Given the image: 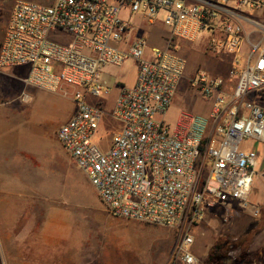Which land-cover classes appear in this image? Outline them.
<instances>
[{
    "label": "built area",
    "instance_id": "1",
    "mask_svg": "<svg viewBox=\"0 0 264 264\" xmlns=\"http://www.w3.org/2000/svg\"><path fill=\"white\" fill-rule=\"evenodd\" d=\"M242 9L264 16V0H16L0 47V70L28 67L26 86L73 90L76 109L57 133L63 147L112 216L179 228L174 261L182 264H199L190 232L207 214L252 208L248 198L260 167L255 144L264 145V38L250 44L242 64ZM139 15L170 28L164 45L133 37L131 18ZM58 33L73 43L51 38ZM204 35L208 51L234 55L233 65L228 77L195 71L188 85L212 102L211 112L183 111L171 126L159 117L187 75L181 45ZM130 59L136 82L121 88L112 111L121 129L103 150L96 139L111 91L103 73Z\"/></svg>",
    "mask_w": 264,
    "mask_h": 264
},
{
    "label": "rangeland",
    "instance_id": "2",
    "mask_svg": "<svg viewBox=\"0 0 264 264\" xmlns=\"http://www.w3.org/2000/svg\"><path fill=\"white\" fill-rule=\"evenodd\" d=\"M15 1L0 0V47ZM38 1L52 4L55 0ZM239 12L246 18L240 20L244 31L240 56L244 64L250 44L264 38V16L246 9ZM132 20L133 37L146 35L151 45H164L171 30L161 19L155 24L146 23L140 15ZM51 38L66 45L74 41L65 33ZM200 39V43L188 47L194 55L181 45L180 53L188 63L202 56L215 57L224 60L229 73L234 55L216 57L207 49L208 36ZM2 71L0 128L20 135L16 140H0V264H182L174 261L175 247L182 237L179 228L112 216L63 147L57 133L76 109L73 90L63 86L49 92L24 85L20 81L28 75V67ZM136 71L131 59L105 70L104 80L111 91L102 102L105 115L96 139L103 150L110 148L114 134L121 129V123L112 117L122 88L119 82L130 83ZM182 84L187 87L188 80ZM181 85L164 116L171 126L183 111L209 115L213 106L199 93L194 97L182 91L185 86ZM23 94L29 99L23 100ZM248 201L250 209L238 205L218 208L191 228L195 238L192 250L199 264H205L215 247L223 243L226 255L236 258L237 264H264V155L260 156Z\"/></svg>",
    "mask_w": 264,
    "mask_h": 264
},
{
    "label": "crops",
    "instance_id": "3",
    "mask_svg": "<svg viewBox=\"0 0 264 264\" xmlns=\"http://www.w3.org/2000/svg\"><path fill=\"white\" fill-rule=\"evenodd\" d=\"M36 2H39L38 0H35ZM39 3H42V2H39ZM45 4V3H44ZM141 17V16H140ZM133 17L131 18V21H132V24H133ZM143 19V18H142ZM146 36V35H144ZM190 46V44H184L183 47L184 49L190 51L193 55L195 54V52L193 50H191V48H188ZM196 54H199V55H202L201 53H196ZM199 57V56H198ZM136 64V63H135ZM15 68H22V67H15ZM198 69H203L205 71H207L208 73H210L211 75L213 76H217V77H228V69H229V66L224 62V60H220L218 58H215V57H210V56H202V58H200L199 61H194L193 63H188V67H187V75H186V78L188 80V78L194 74L195 71H197ZM4 70V69H2ZM1 70V71H2ZM106 70V69H105ZM0 71V72H1ZM3 72V71H2ZM105 74V71L103 73V75ZM27 77V76H26ZM25 77V78H26ZM24 78V79H25ZM104 78V76H103ZM136 78H137V71H136V76H135V79L133 81H131L130 83H125V82H122L120 81L119 84L123 87H132L135 82H136ZM24 79L22 81H20L21 83H24ZM19 82V81H18ZM107 83V81H105ZM185 84V82H183ZM182 84V83H181ZM182 84L181 87H184L185 85ZM25 85V83H24ZM232 87H231V90L234 89V85L231 83ZM188 87V88H187ZM185 86L183 89H181L182 91L186 92V93H189V94H192L194 95V97L197 96V93L195 91H193L189 85L188 86ZM180 90V89H179ZM178 90V91H179ZM121 91V90H120ZM120 93V92H119ZM178 93V92H177ZM177 95V94H176ZM260 102L264 105V98H262V100H260ZM264 107V106H263ZM167 114V113H166ZM162 115L160 116L159 118L162 119V120H165L164 119V116L166 115ZM24 133L26 131V129H23ZM18 133L19 132H15V134H10V133H7L6 129L3 128L1 129L0 128V140L3 142L4 141H12L13 139L16 140L18 139ZM28 134V133H27ZM20 135V133H19ZM255 146L257 147L259 153H260V156H263L264 155V146H263V151H261L260 147L262 146V144H255ZM208 215V214H207ZM206 215V216H207Z\"/></svg>",
    "mask_w": 264,
    "mask_h": 264
},
{
    "label": "trees",
    "instance_id": "4",
    "mask_svg": "<svg viewBox=\"0 0 264 264\" xmlns=\"http://www.w3.org/2000/svg\"><path fill=\"white\" fill-rule=\"evenodd\" d=\"M229 244V242L227 243ZM224 245H217L215 249L210 254L208 260L205 264H237V259L234 257L226 255V250H224Z\"/></svg>",
    "mask_w": 264,
    "mask_h": 264
}]
</instances>
